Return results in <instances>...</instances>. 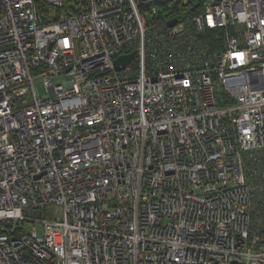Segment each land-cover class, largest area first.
<instances>
[{
  "label": "built area",
  "instance_id": "obj_1",
  "mask_svg": "<svg viewBox=\"0 0 264 264\" xmlns=\"http://www.w3.org/2000/svg\"><path fill=\"white\" fill-rule=\"evenodd\" d=\"M0 264H264V0H0Z\"/></svg>",
  "mask_w": 264,
  "mask_h": 264
},
{
  "label": "water",
  "instance_id": "obj_2",
  "mask_svg": "<svg viewBox=\"0 0 264 264\" xmlns=\"http://www.w3.org/2000/svg\"><path fill=\"white\" fill-rule=\"evenodd\" d=\"M175 23H176V21L175 20H172V21H170L168 23V25L169 26H173ZM134 55H135V53H132V54H129V55H126V56H122V57L117 58L114 61V66H115L116 70H119L120 66L127 65L134 58Z\"/></svg>",
  "mask_w": 264,
  "mask_h": 264
},
{
  "label": "rangeland",
  "instance_id": "obj_3",
  "mask_svg": "<svg viewBox=\"0 0 264 264\" xmlns=\"http://www.w3.org/2000/svg\"><path fill=\"white\" fill-rule=\"evenodd\" d=\"M57 81H60V79L57 78L54 80V82H57ZM34 85H35V90L40 98L42 99L48 98V93L40 79L35 80Z\"/></svg>",
  "mask_w": 264,
  "mask_h": 264
}]
</instances>
